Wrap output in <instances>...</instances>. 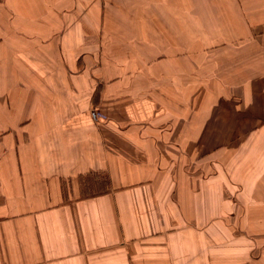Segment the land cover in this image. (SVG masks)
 <instances>
[{
	"label": "crops",
	"instance_id": "obj_1",
	"mask_svg": "<svg viewBox=\"0 0 264 264\" xmlns=\"http://www.w3.org/2000/svg\"><path fill=\"white\" fill-rule=\"evenodd\" d=\"M181 9L0 0V264H264L261 93Z\"/></svg>",
	"mask_w": 264,
	"mask_h": 264
},
{
	"label": "rangeland",
	"instance_id": "obj_2",
	"mask_svg": "<svg viewBox=\"0 0 264 264\" xmlns=\"http://www.w3.org/2000/svg\"><path fill=\"white\" fill-rule=\"evenodd\" d=\"M178 1L182 3L180 11L185 20L188 17L194 20L199 17L201 54L216 51L213 61L217 65L216 72L229 74L232 82H247L248 90L253 94L258 89L261 93H258V108H262L264 114V0ZM186 27L185 25V30ZM245 64L249 70L246 73L240 71ZM257 127L264 131V120L259 121ZM256 140L257 136L252 138L253 143ZM258 140L264 141V136ZM254 149L255 151L251 149L250 152L254 159L248 157L244 160L251 168H245L241 173L249 177L252 183L256 179L262 181L253 183L252 186L263 189L264 192V144L263 148L257 146ZM261 149L262 152H257ZM241 173L239 170V175ZM247 199L254 200L251 192ZM262 202L264 205V199ZM250 207L256 208V203L249 202L246 208ZM262 237L264 238V234Z\"/></svg>",
	"mask_w": 264,
	"mask_h": 264
},
{
	"label": "trees",
	"instance_id": "obj_3",
	"mask_svg": "<svg viewBox=\"0 0 264 264\" xmlns=\"http://www.w3.org/2000/svg\"><path fill=\"white\" fill-rule=\"evenodd\" d=\"M82 180V179H81ZM101 181H103V180H101ZM96 181H94L93 180V178H91V177H87L84 181H83V183H82V186L81 187H83V189H82V191H83V194H86V190H88V189H90L91 188V186H94V185H96ZM98 185H103L104 184V182H99L98 181Z\"/></svg>",
	"mask_w": 264,
	"mask_h": 264
}]
</instances>
